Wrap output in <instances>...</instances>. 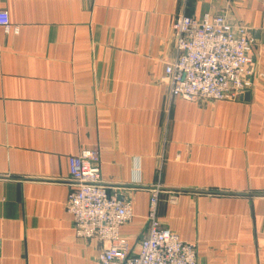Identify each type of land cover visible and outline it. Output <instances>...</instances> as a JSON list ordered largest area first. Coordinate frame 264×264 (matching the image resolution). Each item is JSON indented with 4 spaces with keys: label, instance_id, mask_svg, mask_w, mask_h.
I'll list each match as a JSON object with an SVG mask.
<instances>
[{
    "label": "crops",
    "instance_id": "1",
    "mask_svg": "<svg viewBox=\"0 0 264 264\" xmlns=\"http://www.w3.org/2000/svg\"><path fill=\"white\" fill-rule=\"evenodd\" d=\"M0 264H99L75 237L67 159L95 148L129 200L137 251L156 189L160 226L196 264H264V0H0ZM246 25L255 76L234 101L170 98L177 15Z\"/></svg>",
    "mask_w": 264,
    "mask_h": 264
},
{
    "label": "built area",
    "instance_id": "2",
    "mask_svg": "<svg viewBox=\"0 0 264 264\" xmlns=\"http://www.w3.org/2000/svg\"><path fill=\"white\" fill-rule=\"evenodd\" d=\"M0 28L18 32L5 11H0ZM171 30L174 55L164 66L170 98L234 101L250 89L254 38L247 27L204 13L200 19L177 15ZM67 164L72 188L66 208L73 233L80 239L105 242L97 255L99 264H196L195 245L160 226L156 191L149 200L147 235L134 251L120 234V228L132 219L131 202L110 191L101 180L98 151L83 150L68 157Z\"/></svg>",
    "mask_w": 264,
    "mask_h": 264
},
{
    "label": "rangeland",
    "instance_id": "3",
    "mask_svg": "<svg viewBox=\"0 0 264 264\" xmlns=\"http://www.w3.org/2000/svg\"><path fill=\"white\" fill-rule=\"evenodd\" d=\"M0 11H4V10H0ZM5 12H7V11H5ZM206 13H208V12H206ZM8 14V13H7ZM210 14V13H209ZM182 15H184V14H182ZM212 15H221V16H223V17H225V19L226 20H228L232 25H238V26H243V27H245L246 28V25H244V24H241V23H236V22H233V21H231V20H229L225 15H222V14H212ZM187 16V15H186ZM8 17H9V15H8ZM14 27H16V26H14ZM18 28V27H17ZM12 31V30H11ZM13 32V31H12ZM17 34V33H16ZM253 55H252V51H251V58H253L252 57ZM253 62H254V58H253ZM253 68H254V78H253V80L255 79V76H259L260 74H259V72H257L256 70H255V67H254V64H253ZM164 77V76H163ZM199 100H205V101H214V100H209V99H202V98H199V99H197V101H199ZM152 192H155L156 191V189H152L151 190ZM156 212V211H155ZM156 218H157V216H156ZM162 227V226H161Z\"/></svg>",
    "mask_w": 264,
    "mask_h": 264
}]
</instances>
